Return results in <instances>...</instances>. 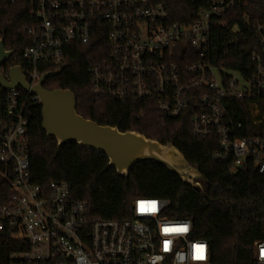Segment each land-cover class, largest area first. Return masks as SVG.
Wrapping results in <instances>:
<instances>
[{"label": "built area", "instance_id": "2783aa9c", "mask_svg": "<svg viewBox=\"0 0 264 264\" xmlns=\"http://www.w3.org/2000/svg\"><path fill=\"white\" fill-rule=\"evenodd\" d=\"M12 1L29 5L22 34L30 43L0 67L7 78L19 65L33 85L45 73L43 65L65 61L69 45L104 37L106 54L89 67L94 97L154 100L167 116L190 117L194 136L218 135L215 159L230 162L231 170L253 159L264 172V129L237 136L242 123L228 108L232 100L248 99L253 124H264L257 103L264 98V19L252 22L256 44L250 75L217 66L212 51L215 30L228 24L230 10L245 2L257 7L264 0H189L198 2L192 6L195 16L183 22L172 20L177 0ZM19 89L0 94V181L10 192L0 207V230L10 226L12 237L28 245L12 259L19 264H212L208 242L191 237L189 220L161 216L168 199L137 198L127 218L92 219L87 203L73 199L69 183H34L24 109L39 98L28 92L23 98ZM184 225L187 232L162 231ZM195 245L205 246L203 259H194ZM255 264H264V241L255 243Z\"/></svg>", "mask_w": 264, "mask_h": 264}, {"label": "trees", "instance_id": "16d2710c", "mask_svg": "<svg viewBox=\"0 0 264 264\" xmlns=\"http://www.w3.org/2000/svg\"><path fill=\"white\" fill-rule=\"evenodd\" d=\"M172 20L194 18L195 2L177 0ZM195 4H198L196 2ZM245 2L228 12V24L215 30L213 53L216 64L252 73L251 53L256 44L252 22L264 19V2ZM0 38L13 55L3 64L21 56L30 43L22 34L29 21L26 2L0 0ZM190 12V13H189ZM247 15V16H246ZM238 24L240 30H233ZM104 37L91 44H72L66 50L61 65L45 64L42 71L63 69L44 82L47 89H70L77 98V112L100 125L116 126L120 131H137L162 144H173L185 159L201 173V186H191L166 166L155 162L135 164L126 175L107 167L108 156L92 148L70 142L58 149L55 138H49L42 128V111L38 102L28 103L24 114L29 122L27 142L30 172L34 183L43 187L52 181L69 183L71 195L88 205L92 219H124L131 215L137 198L168 199L161 216L189 220L191 237L208 242L212 264H255V243L264 241V172L253 159L246 160L236 170L230 162L215 159L220 151L219 136L196 137L191 132L190 117L165 115L154 100L118 101L112 97L97 99L91 91L89 67L106 54ZM108 46V45H107ZM8 91L0 86V94ZM23 98L28 93L22 88ZM264 117V98L257 99ZM228 108L242 127L239 137L261 134L264 124L255 126L251 119L248 99H235ZM10 195L8 185L0 181V207ZM14 229L5 225L0 230V264H19L11 255L26 250L24 241L12 237Z\"/></svg>", "mask_w": 264, "mask_h": 264}, {"label": "water", "instance_id": "95a60500", "mask_svg": "<svg viewBox=\"0 0 264 264\" xmlns=\"http://www.w3.org/2000/svg\"><path fill=\"white\" fill-rule=\"evenodd\" d=\"M13 50L6 49L4 37L0 38V67L12 55ZM63 66L43 73L33 85L27 81L19 65L12 66L8 78L0 71V86L6 91L22 88L30 94H36L42 111V128L49 138H55L58 149L70 142L105 153L109 162L119 175H126L137 163L155 161L178 174L191 186H201V173L185 159L183 153L173 144H162L137 131H120L116 126L100 125L77 112V98L70 89H47L45 80L59 73ZM180 159L193 170L199 179L177 171L168 158Z\"/></svg>", "mask_w": 264, "mask_h": 264}, {"label": "rangeland", "instance_id": "374dc122", "mask_svg": "<svg viewBox=\"0 0 264 264\" xmlns=\"http://www.w3.org/2000/svg\"><path fill=\"white\" fill-rule=\"evenodd\" d=\"M168 160L177 171L188 175L193 180L199 179L196 173L182 160L174 159L173 157H169Z\"/></svg>", "mask_w": 264, "mask_h": 264}, {"label": "clouds", "instance_id": "9594fccd", "mask_svg": "<svg viewBox=\"0 0 264 264\" xmlns=\"http://www.w3.org/2000/svg\"><path fill=\"white\" fill-rule=\"evenodd\" d=\"M176 228H186V231H182V232H187L189 230V227L187 225H184V226H181V227H168V226H165L162 231L163 233H170V232H174V231H168L170 229H176ZM170 241H166L165 242V245L167 247V244H169ZM200 246H203V248L205 247L204 245H195V255H194V259H203V258H200V251H199V248Z\"/></svg>", "mask_w": 264, "mask_h": 264}, {"label": "snow or ice", "instance_id": "6c2138e0", "mask_svg": "<svg viewBox=\"0 0 264 264\" xmlns=\"http://www.w3.org/2000/svg\"><path fill=\"white\" fill-rule=\"evenodd\" d=\"M153 210H154V207H153ZM168 231L182 232V231H186V228H176V229H170ZM199 251H200V258H203V251H204L203 246H200Z\"/></svg>", "mask_w": 264, "mask_h": 264}]
</instances>
